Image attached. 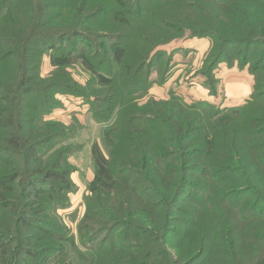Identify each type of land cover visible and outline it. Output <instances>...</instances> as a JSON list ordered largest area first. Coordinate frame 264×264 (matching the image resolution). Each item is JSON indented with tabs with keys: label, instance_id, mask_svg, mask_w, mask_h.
Returning a JSON list of instances; mask_svg holds the SVG:
<instances>
[{
	"label": "rangeland",
	"instance_id": "rangeland-1",
	"mask_svg": "<svg viewBox=\"0 0 264 264\" xmlns=\"http://www.w3.org/2000/svg\"><path fill=\"white\" fill-rule=\"evenodd\" d=\"M28 3L33 4L29 7ZM191 4L206 3L0 0V179L18 171L24 159L5 152L8 146L4 140L14 130L4 125L14 116L24 118L26 129L32 134L30 140L36 151L33 165L42 168L61 157L70 172L71 184L68 191L60 194H42L35 205L33 201H11L19 205L8 210L0 206V227L17 231L8 236L10 249L6 253L0 250V264H122L136 262L152 252L153 246L139 249L142 243H149L136 219L129 218L128 229L127 222H106V230L94 242L91 237L96 227L83 223L87 212L103 210L100 204L106 197L104 193L114 194L117 183L127 178L109 168L107 131L119 128L121 122L125 124L126 115L141 113L151 99L180 97L200 107L199 113L209 119L215 117V124L234 123L235 110L239 112L241 134L250 130L260 135L264 131L263 76L261 82L258 79L264 68L262 58L256 64V59L252 65L242 64L239 58L243 49L233 48L218 60L219 50L211 35L193 37L199 32L196 29L205 25L202 12L191 8ZM191 12L197 18L189 20ZM30 34L35 40L24 45ZM21 51L28 53L24 63ZM138 58L145 65V73L125 86V78L133 65L137 66ZM125 64L130 70H123ZM21 68L27 72L26 82L21 78ZM257 88L262 97L255 101ZM6 89L8 92L2 91ZM158 89L164 90V97L152 93H161ZM128 92L137 101L133 102ZM218 114L220 117L216 118ZM254 137L253 145L263 147L264 136ZM204 140L208 153H212L215 136L205 134ZM158 145L164 151L165 139ZM61 150L64 156L57 155ZM247 157L250 165L255 158ZM40 177L42 173L37 170L36 178ZM22 180H27L26 176ZM203 188L201 182L198 188H189L180 206L191 240L198 239V232L193 231L199 225L196 215ZM19 192L17 189L14 194ZM239 196L235 201L230 199L229 204L239 205L245 200L241 208L245 210L239 216L242 223L246 224L254 214L264 215V204L256 211V195ZM13 198L18 200L14 196L10 200ZM38 204L42 208L37 209ZM209 210L207 225L225 210L222 196L209 205ZM24 219L32 224L30 228L24 226ZM60 236L68 240V255L64 257L59 255ZM120 248L135 257L116 253ZM171 250L179 262L178 253ZM190 260L180 264H189Z\"/></svg>",
	"mask_w": 264,
	"mask_h": 264
},
{
	"label": "trees",
	"instance_id": "trees-1",
	"mask_svg": "<svg viewBox=\"0 0 264 264\" xmlns=\"http://www.w3.org/2000/svg\"><path fill=\"white\" fill-rule=\"evenodd\" d=\"M204 1L206 4L202 6L190 5L202 12L205 25L196 29L199 32L193 37L211 35L217 43V59L220 61L227 51L236 48L243 49L239 58L242 64L252 65L254 59L256 64L261 58L264 62V0ZM32 4L28 3L29 7ZM190 7L187 6L189 11ZM174 17L177 18V15ZM188 17L189 20L197 18L192 12ZM34 40V35L30 34L23 43L29 45ZM20 55L24 63L28 53L21 51ZM137 63L125 78V86L129 81L138 79V76L143 77L145 65L140 58ZM123 70L130 69L125 64ZM20 71L22 80L26 82L27 72L24 68ZM260 73L259 82L262 76L264 82V68ZM147 75L151 80V71ZM2 91L8 92V89ZM259 91L257 88L253 96L255 101L262 97ZM127 94L133 102L137 101L132 93ZM199 109L195 104H189L177 96L166 101L151 99L141 109V113L126 115L125 124L121 122L119 128L107 131L105 135L111 149V159L108 161L110 170L121 177L126 174L127 178L117 183L114 194L104 193L106 197L100 204L103 206L101 212H87L83 223L96 227L92 230L94 235L91 241L99 239L106 230V222H127L125 228L128 229L131 218L136 219L149 243H142L139 249L155 247L152 252L141 256L140 260L122 264H180L189 258V264H264V247L261 246L264 243V215L254 214L245 224L239 219L245 210H241L245 200L239 205L237 202L229 204L230 199L237 200L241 193L247 197L256 195L253 200L254 203L259 201L256 211L264 204V146L256 147L257 143L253 145L254 135L262 137L264 131L260 136L258 132L249 130L244 136L239 131L238 111L232 112L235 115L234 123L215 124V117L209 119L199 113ZM26 124L24 118L12 116L4 125V128L12 127L14 130L4 140V145L8 146L5 152L24 157L18 171L0 179V206L5 210L25 201H33L35 205L42 194H60L68 191L71 185L70 172L64 168L63 158L56 157L51 164L42 168L33 165L35 144L30 140L32 134L27 131ZM145 125L150 128L147 129ZM205 134L215 136V149L210 154L204 140ZM163 138L166 142L164 151L158 145V141ZM64 153L61 150L57 155L64 156ZM248 155L255 158L250 165ZM37 170L42 173V177L36 178ZM23 176L27 180H22ZM196 182L199 183L195 185ZM200 182L205 188L200 190L202 202L199 203L200 209L196 215L199 225L193 231L195 234L198 232V239L191 240L186 223L180 216V206L187 190L198 188ZM17 189L20 192L16 195L14 193ZM12 193L18 200H10ZM221 196L225 210L215 215L207 225V217L211 213L209 205L221 199ZM11 201L19 204H11ZM42 206L38 204L37 209ZM23 223L30 228L31 223L27 219ZM12 233H17L15 228L6 230L0 227V250L4 253L11 247L8 236ZM58 241L61 245L59 255L67 256L68 240L60 236ZM176 243L181 246L175 247ZM171 249L178 253L179 262L174 260ZM119 252L120 255L125 254V258L135 257L122 248L116 250V253Z\"/></svg>",
	"mask_w": 264,
	"mask_h": 264
},
{
	"label": "crops",
	"instance_id": "crops-1",
	"mask_svg": "<svg viewBox=\"0 0 264 264\" xmlns=\"http://www.w3.org/2000/svg\"><path fill=\"white\" fill-rule=\"evenodd\" d=\"M158 92H161V93H155V92H152L156 97H164L163 94H164V90H161V89H158L157 90Z\"/></svg>",
	"mask_w": 264,
	"mask_h": 264
}]
</instances>
